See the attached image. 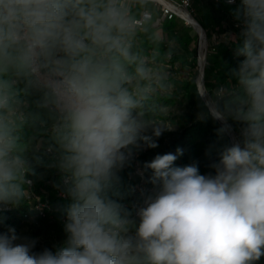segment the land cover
<instances>
[{"label": "clouds", "instance_id": "1", "mask_svg": "<svg viewBox=\"0 0 264 264\" xmlns=\"http://www.w3.org/2000/svg\"><path fill=\"white\" fill-rule=\"evenodd\" d=\"M240 28L225 84L197 93L218 124L212 172L183 155L144 162L150 193L129 210L119 173L174 130L154 98L155 0H0V211L31 204L37 168L55 169L66 239L55 250L9 226L0 264H258L264 258V0H224ZM161 7V6H159ZM156 45L146 55L141 37ZM167 59V53L165 54ZM47 157V159H45ZM3 218L0 217V224Z\"/></svg>", "mask_w": 264, "mask_h": 264}, {"label": "trees", "instance_id": "2", "mask_svg": "<svg viewBox=\"0 0 264 264\" xmlns=\"http://www.w3.org/2000/svg\"><path fill=\"white\" fill-rule=\"evenodd\" d=\"M190 4L192 11L193 7L195 9L193 18L204 30L208 42H215L213 45H209L203 66L204 88L213 89L228 81L229 69L236 67L238 61L242 59L235 55L238 41H222L220 39V36L226 31L224 23L231 26L236 37L239 35L240 28L236 27V21L231 12L236 5H229L224 0H206V4H202L199 0H190ZM156 11L159 17V9L157 8ZM158 27L162 29L160 33L162 43L158 47L159 56L156 59V64L162 66L168 74L172 87L166 92L157 94L154 98L155 110L158 118L170 120L174 126L179 128V131L177 133L165 132L159 138L160 143L157 148L141 151V167L144 162L151 161L157 154H175L177 148H180L183 149V155L175 162L177 166H186L196 162L201 174L212 172L211 164L218 161V155L215 152L206 155V152L216 142L215 129L218 124L211 119L206 122L197 120V114L201 110L196 86L198 35L192 27L187 26L178 17L163 20ZM138 44L149 56L157 48L143 36L139 39ZM166 53L167 59L164 58ZM177 102H185L190 112L184 115L165 113L164 108ZM166 138L167 141L162 144ZM40 168H37V176L31 177L34 180L31 191L36 200L32 199L31 204H22L19 207H10L0 211V217L3 218V223L0 226L21 228L23 223L31 218L40 222H46L51 218H54V221L58 223L64 222L65 209L71 201L61 197L60 190L54 187L59 183V173L55 169H51L48 176L40 178ZM144 173L147 181L151 172L149 170ZM119 176L120 185L118 187L123 196L120 202L131 210V205L138 200V195L132 190L135 180L132 177L130 166H126ZM130 176L131 181L128 180ZM148 186L153 189L151 183H148ZM36 203H45L46 207L36 210L34 208ZM258 264H264V258H261Z\"/></svg>", "mask_w": 264, "mask_h": 264}, {"label": "rangeland", "instance_id": "3", "mask_svg": "<svg viewBox=\"0 0 264 264\" xmlns=\"http://www.w3.org/2000/svg\"><path fill=\"white\" fill-rule=\"evenodd\" d=\"M199 2H201L202 4H206V0H199ZM194 10L195 9L193 7V11ZM191 15L193 16L194 13L192 12ZM186 25L189 26L188 24ZM224 26H225L226 31L224 34L220 36V39L222 41L234 40L233 38L236 37L235 31L231 28L229 24L224 23ZM204 33L202 34V38H200L198 41L197 51H199L201 40L203 39L204 48H205L204 53L206 57L207 49L210 45V42H208L207 38L205 37L206 35H204ZM198 55H199V52H197V57ZM205 90H206L205 88L202 89L201 93H203ZM164 111L167 114L184 115V114L189 113L190 109L187 107L185 102L183 103L177 102L171 106H168L167 108H164ZM178 131H179V128L177 126H174V130L171 132L177 133ZM166 141H167V138L162 141L163 142L162 144H164ZM159 143H160V140L158 139V144ZM50 171L51 169H45L41 167L40 168V178L48 176ZM23 224L24 225L21 228H15V227L14 228L16 229V232L18 235L26 236L31 239H35L37 241L36 246L34 248V251L36 252H40L44 248H48L54 251L55 250L54 246L61 244L66 239V234L64 233V230H63L64 222L58 223L54 221V218H51L50 220H47L46 222L45 221L40 222L35 218H31L28 221H25ZM8 227L9 226L1 225L0 232H6Z\"/></svg>", "mask_w": 264, "mask_h": 264}, {"label": "built area", "instance_id": "4", "mask_svg": "<svg viewBox=\"0 0 264 264\" xmlns=\"http://www.w3.org/2000/svg\"><path fill=\"white\" fill-rule=\"evenodd\" d=\"M155 4L157 5V8L159 9V12H160V16L156 20L157 26L160 25V23L163 20H171L174 17H178L179 19L184 21L185 24H187L182 15L186 14V15L193 17L191 15V13L193 11L191 9L190 0H155ZM159 6H161V7H159ZM195 32L198 35V39H200L199 36L202 37V34L204 33L203 29L200 33L199 32L197 33L196 30H195ZM204 35H205V33H204ZM214 43H215L214 41L210 42V46L213 45ZM204 63H205V60L203 62V66H204ZM197 67H198L197 80H198V77L200 75V78L203 81V67H202V71H200V67L198 64V57H197ZM140 152L141 151H138L134 155V158L131 160V163L129 164V166L131 168L132 177L135 180L133 185H132V190L134 192H136L138 195V200H136L134 203H132L131 209H133L134 205L142 202L143 197L141 195V190H145L146 193H148L152 190L148 186V183H147L146 177H145V173H143V177L141 174L142 167H141V162H140ZM128 180L131 181V176L128 177ZM61 197H63V196L61 195ZM32 199L36 200V197L33 194H32ZM44 207H46L45 203H36V205L34 206V208L36 210H40L41 208H44Z\"/></svg>", "mask_w": 264, "mask_h": 264}, {"label": "bare ground", "instance_id": "5", "mask_svg": "<svg viewBox=\"0 0 264 264\" xmlns=\"http://www.w3.org/2000/svg\"><path fill=\"white\" fill-rule=\"evenodd\" d=\"M184 20L186 21V23L190 26H193L194 29L197 31V26L195 25V22H194V18L189 16V15H186V14H183L182 15ZM202 38V37H201ZM205 48H204V42H203V39L201 40V44H200V47H199V55H198V64H199V67H200V71H202V67H203V62H204V59L206 58L205 57ZM198 85H199V90L200 92H202V89H204V86H203V81L201 80L200 78V75L198 77Z\"/></svg>", "mask_w": 264, "mask_h": 264}, {"label": "water", "instance_id": "6", "mask_svg": "<svg viewBox=\"0 0 264 264\" xmlns=\"http://www.w3.org/2000/svg\"><path fill=\"white\" fill-rule=\"evenodd\" d=\"M194 20V22H195V25L198 27L197 28V33L199 32H201L202 31V27L195 21V19H193ZM192 28H193V26H191ZM194 29V28H193ZM199 38H201V36H199ZM196 86H197V90H198V92L199 93H201L200 92V90H199V85H198V80L196 79Z\"/></svg>", "mask_w": 264, "mask_h": 264}]
</instances>
